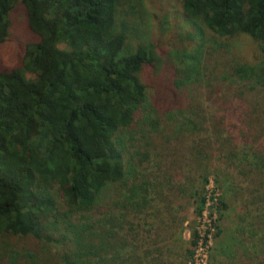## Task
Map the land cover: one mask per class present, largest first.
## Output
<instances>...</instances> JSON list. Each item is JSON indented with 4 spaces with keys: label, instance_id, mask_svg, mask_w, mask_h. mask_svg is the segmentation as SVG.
Instances as JSON below:
<instances>
[{
    "label": "rangeland",
    "instance_id": "374dc122",
    "mask_svg": "<svg viewBox=\"0 0 264 264\" xmlns=\"http://www.w3.org/2000/svg\"><path fill=\"white\" fill-rule=\"evenodd\" d=\"M137 1L122 7L128 47L150 43L158 61L142 68L147 99L121 132L123 186L74 215L117 230L121 248L94 264H193L200 244L205 264H264V45L216 35L188 18L181 0ZM9 20L0 71L20 68L37 41L20 1ZM57 252L32 236L0 234V264H60Z\"/></svg>",
    "mask_w": 264,
    "mask_h": 264
},
{
    "label": "trees",
    "instance_id": "16d2710c",
    "mask_svg": "<svg viewBox=\"0 0 264 264\" xmlns=\"http://www.w3.org/2000/svg\"><path fill=\"white\" fill-rule=\"evenodd\" d=\"M18 1L37 41L27 45L20 68L0 71V234L55 246L60 264H94L121 248L117 230L74 215L91 211L109 187L123 186L121 132L146 102L139 74L157 53L150 43L128 47L122 7L137 0H0V44ZM181 6L220 37L247 35L264 45V0ZM188 71L174 80L177 88Z\"/></svg>",
    "mask_w": 264,
    "mask_h": 264
},
{
    "label": "built area",
    "instance_id": "2783aa9c",
    "mask_svg": "<svg viewBox=\"0 0 264 264\" xmlns=\"http://www.w3.org/2000/svg\"><path fill=\"white\" fill-rule=\"evenodd\" d=\"M199 241H200V239H199ZM203 241V240H202ZM198 244V243H197ZM199 249H198V253H196V255L194 256V263L193 264H205V262H206V257H205V255H202V254H200L202 251H203V249H202V247H201V244L199 245V247H198ZM201 256V257H200Z\"/></svg>",
    "mask_w": 264,
    "mask_h": 264
}]
</instances>
